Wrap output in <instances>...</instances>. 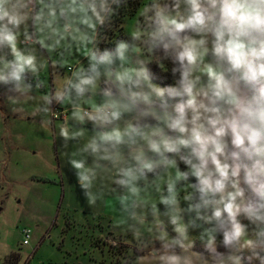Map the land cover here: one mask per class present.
I'll list each match as a JSON object with an SVG mask.
<instances>
[{
  "label": "clouds",
  "instance_id": "obj_1",
  "mask_svg": "<svg viewBox=\"0 0 264 264\" xmlns=\"http://www.w3.org/2000/svg\"><path fill=\"white\" fill-rule=\"evenodd\" d=\"M0 86L122 264H264V0H0Z\"/></svg>",
  "mask_w": 264,
  "mask_h": 264
},
{
  "label": "rangeland",
  "instance_id": "obj_2",
  "mask_svg": "<svg viewBox=\"0 0 264 264\" xmlns=\"http://www.w3.org/2000/svg\"><path fill=\"white\" fill-rule=\"evenodd\" d=\"M125 19L131 23L135 11L125 13ZM118 23L120 29L109 34L108 43L126 35L123 20ZM25 107L31 112L35 104ZM61 111L70 116L66 107ZM66 115L56 121L57 132ZM59 143L58 136L54 139L31 117L14 115L0 86V264L13 259L15 264H122L125 257H134L127 242L114 247L107 239L120 235L111 230L115 210L87 204L70 179ZM78 147L70 143L66 151ZM22 229L29 232L26 245H20Z\"/></svg>",
  "mask_w": 264,
  "mask_h": 264
},
{
  "label": "built area",
  "instance_id": "obj_3",
  "mask_svg": "<svg viewBox=\"0 0 264 264\" xmlns=\"http://www.w3.org/2000/svg\"><path fill=\"white\" fill-rule=\"evenodd\" d=\"M20 235H21L20 245H26L27 243H25V240H28L29 232L26 229H22L20 231Z\"/></svg>",
  "mask_w": 264,
  "mask_h": 264
},
{
  "label": "trees",
  "instance_id": "obj_4",
  "mask_svg": "<svg viewBox=\"0 0 264 264\" xmlns=\"http://www.w3.org/2000/svg\"><path fill=\"white\" fill-rule=\"evenodd\" d=\"M138 1H139V0H131V3L133 4V9L137 6ZM118 19H119V18H118ZM119 20H120V19H119ZM119 20H118V22H119ZM16 261H17L16 259H13V261L11 262V264H15ZM5 264H6V263H5Z\"/></svg>",
  "mask_w": 264,
  "mask_h": 264
},
{
  "label": "flooded vegetation",
  "instance_id": "obj_5",
  "mask_svg": "<svg viewBox=\"0 0 264 264\" xmlns=\"http://www.w3.org/2000/svg\"><path fill=\"white\" fill-rule=\"evenodd\" d=\"M15 257V256H14Z\"/></svg>",
  "mask_w": 264,
  "mask_h": 264
}]
</instances>
